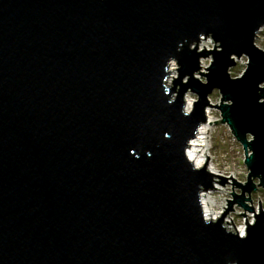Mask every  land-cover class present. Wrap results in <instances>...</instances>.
Returning <instances> with one entry per match:
<instances>
[{"label":"water","instance_id":"obj_1","mask_svg":"<svg viewBox=\"0 0 264 264\" xmlns=\"http://www.w3.org/2000/svg\"><path fill=\"white\" fill-rule=\"evenodd\" d=\"M261 23L264 0H0V264H264V214L245 240L205 226L196 190L213 178L183 155L219 88L255 151L237 186L264 188ZM200 32L224 51L207 85L191 79L169 105L163 66L180 60L176 84L197 71L209 53L177 48ZM232 52L251 56L243 79L227 73ZM188 87L201 100L185 118Z\"/></svg>","mask_w":264,"mask_h":264},{"label":"clouds","instance_id":"obj_2","mask_svg":"<svg viewBox=\"0 0 264 264\" xmlns=\"http://www.w3.org/2000/svg\"><path fill=\"white\" fill-rule=\"evenodd\" d=\"M264 32V23H261L254 32V47L259 51L264 52V46L257 43V39L260 34ZM189 45V51H196L197 53H204L207 51L209 55L199 56V69L192 74H185L182 77L181 84H176L175 81L181 79L182 65L180 60L176 56H169L166 64L163 66V72L165 75L162 79V87L164 89V95L168 96L167 103L169 105L174 104L180 98L181 85L188 84L191 79L198 80L201 84L207 85L211 69L215 63V52H223V41L217 40L212 32H200L198 39H193L189 42L186 37L183 41L179 42L177 51H182L184 44ZM230 59L235 62L234 66H229L227 73L232 80L243 79L248 72L252 59L248 53L237 54L232 52ZM239 65H243L242 70L235 74L233 69ZM175 88V91L172 89ZM260 90H264V81H261L258 85ZM219 90L218 98L213 101L210 94ZM207 96L209 103L204 107V115L206 119L200 120L192 130L183 147V155L185 157L187 165H190V170L193 173L206 171L212 176L211 187H206L204 184H197V204L200 208L201 219L205 226H212L220 223L221 228L226 234L238 236L239 239L245 240L249 237V228L255 227L258 222V217L264 214V197L259 200H253L250 198L248 192L243 190V187L239 185H247L250 173L252 169L246 163V161L252 157L255 153L254 149L250 146H246L244 142H241L237 135L234 133V129L231 123L224 118V113L221 105L232 106L234 105L233 99H225L224 94L219 88H215ZM183 103L181 106V114L185 117H191L196 111V106L201 100L200 94L192 87H188L183 93ZM260 104H264V96H261ZM218 113V115H213ZM227 127L236 141L242 146V152L237 151L236 156L239 158L234 159L231 163L225 161L221 164L216 155L214 154L215 145V133L217 127ZM165 139H171V132L164 133ZM246 140L248 145H251L256 140L254 132L246 133ZM137 157L139 153H136L135 149L131 150ZM149 157L152 153L148 151ZM244 177V178H242ZM255 178L251 177L255 183ZM227 181L226 183L223 181ZM258 188L259 185L255 183ZM242 189V191H241ZM237 196L244 197V203L236 201ZM231 204V210L230 209ZM247 205V207L245 206ZM254 209V211L252 210ZM227 264H240L237 259H229Z\"/></svg>","mask_w":264,"mask_h":264},{"label":"rangeland","instance_id":"obj_3","mask_svg":"<svg viewBox=\"0 0 264 264\" xmlns=\"http://www.w3.org/2000/svg\"><path fill=\"white\" fill-rule=\"evenodd\" d=\"M257 43L264 46V32L260 34L257 39ZM243 68V65H239L233 69L235 74H238ZM211 99L215 101L219 96V90L210 94ZM213 115H218V113H213ZM215 149L214 154L216 155L218 161L223 164L225 161L231 163L234 159H239L236 156L237 151L242 152V146L235 140L233 134L229 132L227 127H217L215 133ZM244 178V177H242ZM264 197V188L259 187L254 193H252L253 200H259V198Z\"/></svg>","mask_w":264,"mask_h":264}]
</instances>
